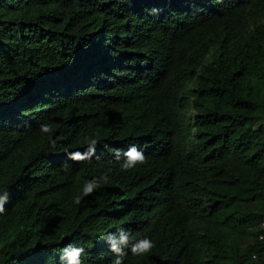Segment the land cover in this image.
<instances>
[{"label": "trees", "instance_id": "obj_1", "mask_svg": "<svg viewBox=\"0 0 264 264\" xmlns=\"http://www.w3.org/2000/svg\"><path fill=\"white\" fill-rule=\"evenodd\" d=\"M218 1L0 0V264H111L118 228L155 243L124 264H264V0ZM130 145L147 162L123 172Z\"/></svg>", "mask_w": 264, "mask_h": 264}, {"label": "clouds", "instance_id": "obj_2", "mask_svg": "<svg viewBox=\"0 0 264 264\" xmlns=\"http://www.w3.org/2000/svg\"><path fill=\"white\" fill-rule=\"evenodd\" d=\"M233 0H221L217 3H213V7L218 8V10H214L208 12L207 15L210 20H216L222 16L220 10L225 8L226 4L232 2ZM107 2V0H104ZM154 14L158 12L157 9L151 10ZM225 23H220L218 26H223ZM171 33V32H170ZM167 31L163 33L164 39L163 43L160 44V49L164 54H169L170 47L167 46L169 34ZM214 49V47H211ZM161 68V67H160ZM159 74V73H158ZM187 87L192 89L195 87L193 82H189ZM186 95L189 96V108L186 109L184 114L179 116V120L187 121L188 119H192L193 116L196 114V111L193 110L194 104V95H191L189 91L185 90ZM39 130L41 133L48 134V143L54 148L56 145L55 139H52V134L54 129L50 123H41L39 125ZM100 143V135L96 133L94 135L85 136L84 137V144L86 145L85 151L81 152L79 150L76 151H68L65 152V156L68 160L75 161V162H82L86 160H90L93 157L97 156L96 147ZM114 158L116 160H121V151L116 149L113 153ZM123 160L120 164V169L123 172L131 171L135 169L138 165H143L147 162V158L145 154L138 150L135 145H130L126 151H123ZM98 158V157H97ZM109 183V177L107 174H102L99 178H93L88 180L84 183L82 187V191L76 194L72 198V203L79 205L82 203L84 197L90 196L94 193L95 190L100 188L102 185H106ZM10 193L5 188L4 190L0 191V213L5 212V205L9 201ZM260 226H264V222L260 223ZM257 239L260 241H264V232H259L257 234ZM132 236L131 233L124 229L118 228L117 232L111 234L107 237L108 249L111 253L114 254V259L111 261V264H124V257L128 254L125 250L129 249L132 256L135 257H144L150 254L155 247V243L148 237H144L142 239H138L135 242H131ZM85 255V249L80 246H73L71 244L67 245L63 252L60 255V264H84V261L81 259L82 256ZM255 259V255L252 256Z\"/></svg>", "mask_w": 264, "mask_h": 264}]
</instances>
